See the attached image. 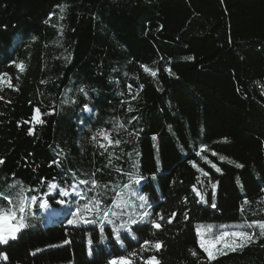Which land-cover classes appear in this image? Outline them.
Returning <instances> with one entry per match:
<instances>
[{"label":"trees","instance_id":"obj_1","mask_svg":"<svg viewBox=\"0 0 264 264\" xmlns=\"http://www.w3.org/2000/svg\"><path fill=\"white\" fill-rule=\"evenodd\" d=\"M53 12L57 16L45 23ZM13 60L24 64V72L11 65ZM142 65L157 70V76L145 73ZM0 73H7L5 79L10 77L14 85L0 86V157L5 160L0 187L14 182L15 173L26 187L40 189L28 195L46 191L41 177L71 193L70 171L82 179L96 172L101 184L122 187L127 177L116 169L128 171L135 163L139 174L148 177L141 194L149 197L153 217L156 212L166 218L178 213L160 230L136 232L134 226L138 239L122 234L121 246L110 235L101 242L97 225L67 224L69 210L86 201L74 194L47 197L60 214L31 209L34 227L0 246L9 257L0 264H106L114 255L138 250L144 239L163 241L159 252L143 253L157 255L161 264H198L189 252L204 255L196 226L264 220V204L258 203L264 197V0H0ZM82 87L87 98L79 91ZM73 99L76 104L63 102ZM85 102L92 112L81 111ZM129 103L133 112L127 111ZM35 107L42 114L54 107L55 113L42 116L45 123L35 125L30 136L33 125L25 122L31 121ZM116 122L125 125L118 133L113 131ZM99 130L121 139V145L101 155L103 149L91 141ZM203 146L210 151L202 155L222 173L196 155ZM221 155L244 167L220 161ZM57 158L61 167H49ZM189 160L219 181L216 208L210 206L207 181L197 187L207 192L209 203L199 202L192 191L199 173ZM80 189L95 195L84 185ZM105 195L108 203L115 193ZM60 199L64 206L56 202ZM245 199L252 203L241 213ZM110 230L106 226L105 235ZM65 239L71 243L63 245ZM36 248L43 251L31 255ZM212 264H264V248L255 244L242 253L220 255Z\"/></svg>","mask_w":264,"mask_h":264},{"label":"snow or ice","instance_id":"obj_2","mask_svg":"<svg viewBox=\"0 0 264 264\" xmlns=\"http://www.w3.org/2000/svg\"><path fill=\"white\" fill-rule=\"evenodd\" d=\"M60 12L65 11V6L57 5ZM57 16V13H50L48 16V21L52 20L53 17ZM60 20L64 19L63 15L58 17ZM59 34L63 35V28L58 29ZM184 59L190 60L192 57H185ZM11 65L20 71L24 72V64L17 63L15 60L11 61ZM145 73H148L152 77L157 76V70H153L146 66H141ZM169 74L174 75L171 72L170 68L165 69ZM8 77L7 73H0V86L7 85L8 88H13L14 85L11 83V78L5 79ZM41 83H46L42 80ZM129 94L131 95L132 86L128 85ZM140 90L143 89V85L139 86ZM85 98H87L88 93L82 87L79 89ZM139 92L136 93L138 96ZM3 99V97H0ZM132 99H136V96H133ZM65 104L72 103L76 104L75 99L68 101H63ZM10 103V101H9ZM125 103V102H122ZM135 109L129 106L127 108L128 112H133ZM83 112H92L93 109L90 107L89 103L85 102L81 108ZM55 113V108L53 107L50 111L42 114L39 107L34 108V115L31 117V121H26L25 123H30L33 126L29 127L28 135L32 136L35 134V125H42L45 123V120L42 118L44 115H52ZM132 119H136L133 117ZM124 123L116 122L113 124V131L119 132L121 129H124ZM171 131V126H169ZM132 133H130L131 135ZM99 137V139H98ZM156 137H153L155 140ZM226 140V138H225ZM91 141L100 149H103L104 153H107L109 148L119 147L122 143L121 139H113L110 132L106 130H99L93 136H91ZM210 151L207 146H203L200 151L196 152V155L204 161L210 169H214L216 173H222V169L217 166L216 163H213L208 159L206 155H202L203 152ZM63 153V149H60L57 152V157ZM137 156L139 153L136 154ZM212 156H217L218 154L215 151L211 152ZM127 156L131 158L132 153H127ZM118 159V157H116ZM111 155L108 162V166H111ZM220 161H225L229 164H234L237 168H243L244 165L237 163L233 160L228 159L224 156H219ZM188 163L199 175L195 177L196 183L192 185V191L195 193V196L199 198L201 203H209V200L206 199L207 192H202L197 185L203 186L205 181H207L208 186L212 190V202L210 206L216 208L214 202L216 189L218 187L219 181H213L212 176L209 171H206L204 167H200L196 161L189 160ZM5 164L3 157H0V165ZM61 167V161L59 158L53 159L49 162L48 166L52 167ZM96 171H101L97 169ZM117 173L121 176L127 177V182L123 183L122 187L119 184L113 185L111 182L107 184H101L95 179L96 172H92L88 178H79L75 171H70V175L74 181L70 185L72 191L71 193L65 188L61 187L59 183L55 180L47 181V178L41 177L39 184L43 187H46V191L42 192L40 195H28V193L40 192L39 188H33L31 186L26 187L23 181L15 178V173H12V179L14 182L6 183L0 187V246L9 245L10 241L17 240L20 233L24 230L34 227L30 222V217L34 216V213L30 210L36 207L49 210L50 204L47 197L55 199V195L62 197H69L73 195L78 197L79 200H84L86 203L79 205L75 210H69L68 215L71 216L67 220V224L71 226H79L81 224L85 225H97L100 232V240L104 242L108 239L110 235L116 243L123 246L122 234H126V238L130 237L132 240H137L133 227H136V232H141L143 230H160L164 224H171L173 220L176 219L178 213L176 211L171 212L167 218L164 213L156 212L153 217V213L149 210L152 206L149 202V197L146 194H141V190L144 185L142 181L148 179L142 174H139V169L135 163L131 165V169L125 171L123 168H117ZM63 175V172H62ZM81 175H84L81 173ZM203 177V179L201 178ZM152 179H155V173H153ZM236 183L240 184V178L236 177ZM84 185L88 188L89 192H95V195L88 196L83 189H80V186ZM119 189V191H117ZM114 192L110 202L106 203L108 199L105 195L106 192ZM264 191V190H262ZM79 200L77 203L79 204ZM61 206L66 204L64 199L56 201ZM251 201L245 199L243 204L240 206V212L244 213V205H251ZM260 204H264V197H261L258 201ZM137 209L142 211L137 212ZM264 212V209H261ZM184 217V220H189L188 211L181 213ZM256 213L253 212V215ZM126 217V219H125ZM110 226L111 230L108 235H105V227ZM213 225H198L195 228L196 235L198 237V248L204 254L201 256L196 249H189L190 254L197 258L198 264H212L218 256L227 255L228 253L243 252V250L252 245L258 244L259 247L264 248V243H260L261 240H264V220H244L242 223H236L233 225H220L218 226V233L214 236L212 235ZM231 229V230H229ZM155 235V232H152ZM207 237V238H206ZM70 239L63 240L62 244H70ZM89 245L93 243L90 239L88 241ZM220 247H217V246ZM62 245H48V247H58ZM163 246V241H152L144 239L143 243L140 244L138 250H132L126 252V254H118L112 256L111 259L106 261V264H161V260L158 259L157 255L152 254L145 256L143 253L146 252H159ZM43 251V249L36 248L30 254L35 256L37 253ZM91 254V252L89 253ZM9 257L6 251L0 249V261H8Z\"/></svg>","mask_w":264,"mask_h":264},{"label":"rangeland","instance_id":"obj_3","mask_svg":"<svg viewBox=\"0 0 264 264\" xmlns=\"http://www.w3.org/2000/svg\"><path fill=\"white\" fill-rule=\"evenodd\" d=\"M55 197L57 196V195H55V194H53ZM48 199V198H47ZM60 205V204H59ZM61 206V205H60ZM43 211L46 213V214H52V215H59L60 213L58 212V211H55V210H52L51 209V207H50V209L49 210H45V209H43ZM205 227L207 226V225H204ZM218 226H213V229H212V235L214 236L215 234H217L218 233ZM229 230H231V229H229ZM207 238V237H206ZM217 247H220L219 245L217 246Z\"/></svg>","mask_w":264,"mask_h":264}]
</instances>
